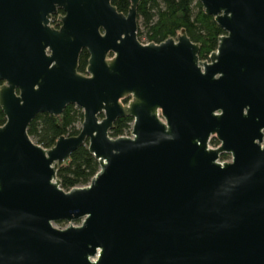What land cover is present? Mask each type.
I'll use <instances>...</instances> for the list:
<instances>
[{"label":"water","instance_id":"obj_1","mask_svg":"<svg viewBox=\"0 0 264 264\" xmlns=\"http://www.w3.org/2000/svg\"><path fill=\"white\" fill-rule=\"evenodd\" d=\"M112 1L0 0V264H264V0H198L224 30L205 61L185 31L143 44L141 0ZM71 105L79 135L30 137ZM87 144L100 170L66 191Z\"/></svg>","mask_w":264,"mask_h":264},{"label":"trees","instance_id":"obj_2","mask_svg":"<svg viewBox=\"0 0 264 264\" xmlns=\"http://www.w3.org/2000/svg\"><path fill=\"white\" fill-rule=\"evenodd\" d=\"M118 12L127 14L131 7L129 0H113ZM139 39L149 43H162L177 38L185 31L191 41L201 47L200 59L208 60L217 50L219 38L224 30L214 17L207 15L198 0H141L138 6ZM89 54L84 51L79 60L78 71H87ZM1 87V84H0ZM84 121L83 110L77 106L67 107L61 116L40 114L29 126L30 137L45 149L53 148L61 137L79 135ZM132 118L119 119L111 131V137L118 138L130 133ZM6 124V116L0 107V127ZM100 165L89 151V145L79 148L71 158L59 165L58 178L64 190L84 187L99 172ZM67 223L59 222L64 226Z\"/></svg>","mask_w":264,"mask_h":264},{"label":"built area","instance_id":"obj_3","mask_svg":"<svg viewBox=\"0 0 264 264\" xmlns=\"http://www.w3.org/2000/svg\"><path fill=\"white\" fill-rule=\"evenodd\" d=\"M143 44H149V42H147L145 39L143 40H140ZM127 103V102H126ZM132 127H133V124L131 126V130H130V133L125 135V136H131V133H132ZM221 146L220 142L217 140V137L216 136H212L211 139H210V142H209V148L211 149H217ZM232 161V157L229 156V155H226V156H222L221 159H220V162L221 163H230ZM75 225H80V222L79 223H75ZM68 226V225H67Z\"/></svg>","mask_w":264,"mask_h":264},{"label":"flooded vegetation","instance_id":"obj_4","mask_svg":"<svg viewBox=\"0 0 264 264\" xmlns=\"http://www.w3.org/2000/svg\"><path fill=\"white\" fill-rule=\"evenodd\" d=\"M130 1V0H129ZM132 5V4H131ZM131 8V7H130ZM130 10V9H129ZM128 14V13H127ZM66 15V13L63 11V10H58L57 14L53 15L52 18H51V23H50V26L56 30H60L61 27H62V21H61V18L64 17ZM126 15V14H125ZM86 51L88 53L87 50H83L82 53ZM81 53V55H82ZM89 54V53H88ZM80 55V57H81ZM89 58H90V55H89ZM80 60V59H79ZM88 64H89V61H88ZM88 67V66H87ZM226 156V155H224Z\"/></svg>","mask_w":264,"mask_h":264},{"label":"rangeland","instance_id":"obj_5","mask_svg":"<svg viewBox=\"0 0 264 264\" xmlns=\"http://www.w3.org/2000/svg\"><path fill=\"white\" fill-rule=\"evenodd\" d=\"M67 225H68V224H66V225H64V226H60V225L56 224V227H57V228H60V229H64V228L67 227Z\"/></svg>","mask_w":264,"mask_h":264}]
</instances>
